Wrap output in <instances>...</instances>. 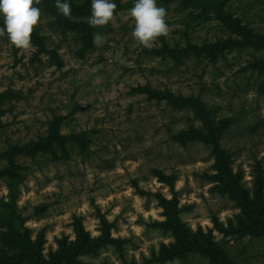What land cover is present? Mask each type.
Masks as SVG:
<instances>
[{"label":"rangeland","instance_id":"rangeland-1","mask_svg":"<svg viewBox=\"0 0 264 264\" xmlns=\"http://www.w3.org/2000/svg\"><path fill=\"white\" fill-rule=\"evenodd\" d=\"M113 2L122 4L114 19L92 32L106 37L102 47L92 43V34L55 28L53 18L43 11L33 31L42 38L41 45L32 40L35 51L21 52L6 36L0 37V93L20 92L0 105V224L7 214L29 228L32 239L42 231V253L47 255L56 248V238L75 237L74 216L97 235L99 211L113 223L112 236L127 240L126 263L112 245L81 259L149 264L143 258H149L152 249L173 242L168 232L150 225L164 219L155 195H174L182 207L180 218L193 231L211 228L225 259L264 264V232L224 234L212 221L217 218L223 228L237 225L240 209L227 195L210 190L212 183L203 174L214 172L211 147L201 141L181 145L170 138L200 127V118L191 108L176 109L149 93L168 90L194 96L215 121L232 117L234 124L220 145L231 153V168L241 170L242 183L252 194L257 165L264 177V48L243 43L241 34L211 12L184 6L180 0H156L167 11L170 31L152 49L168 45L189 53L180 60L155 55L131 37L129 10L134 0ZM225 7L253 34L264 35V0H229ZM212 43L215 49L208 46ZM55 117L61 119L57 131L62 142L52 141L50 148L34 154L23 147L8 157L11 146L49 136ZM154 169L173 176L172 187L154 175ZM38 207L43 210L36 215ZM163 264L211 261L189 253Z\"/></svg>","mask_w":264,"mask_h":264},{"label":"trees","instance_id":"trees-1","mask_svg":"<svg viewBox=\"0 0 264 264\" xmlns=\"http://www.w3.org/2000/svg\"><path fill=\"white\" fill-rule=\"evenodd\" d=\"M118 1V0H117ZM171 2L174 0H162ZM229 0H180L184 6L198 7L204 12H211L224 25L231 30L241 34L244 37L243 43L252 44L257 48H264V35L253 34L252 29L243 26L240 21L230 14L225 8ZM72 7V15L70 18L64 17L58 13L55 8V0H41L37 7L53 20L51 23L55 28L61 30H73L84 34L88 37L92 34L94 28L90 27L87 20L82 17L90 16L91 0H83L75 3L67 0ZM117 8L122 4L115 3ZM0 25H3V17L0 16ZM32 40L41 45V37L36 33L32 34ZM211 49H215L217 44H208ZM199 48V47H196ZM202 49V48H199ZM153 54L169 55L173 59L180 60L189 53L187 48H172L168 45L154 50ZM152 97L157 100H165L170 106L181 109L191 108L197 117L200 118L202 124L200 127H189L170 136V138L181 145L187 142L201 141L211 147V154L215 161L212 165L214 172L204 173V177L208 182L212 183L210 190L227 195L233 201V205L240 209L237 215L238 224L229 225L223 228L217 218H212L214 225L218 226V231L229 234L243 236L246 234H255L256 231L264 232V201L261 199L262 189L264 187V177L261 168L257 165L253 172V188L252 194L244 187L242 183L241 170L233 171L231 168V153L224 150L220 145V140L224 134L234 124L232 117H225L215 121L210 116V110L206 108L204 103L197 97L175 95L168 90H149ZM20 92L14 90H6L0 93V105L2 102L19 97ZM2 110L0 109V114ZM61 123L59 117H55L49 125V136L31 141L22 146L16 145L10 147L6 154L11 158L14 153L20 152V148L26 147L28 154H34L36 151L48 149L52 146V141L62 142L63 136L57 131ZM154 175H157L161 181H166L170 187L173 185V176L166 177L162 172L154 169ZM142 193V191L138 192ZM144 194V193H143ZM264 194V193H263ZM158 205L163 208V220H155L150 223L151 226L160 228L168 232L173 238V242L165 244L160 243L158 251L152 249L149 258H143L145 263L163 264L168 260L175 258H183L189 253H196L209 257L211 264H233L229 259L224 258L222 250L213 242L212 229L206 232L199 226L193 231L181 218L180 211L182 207L178 206L176 198L167 199L163 195H155ZM43 208L38 207L34 211L38 215ZM244 212L248 221L243 219ZM98 234L92 236L83 225L80 216H74L71 226L75 237L69 239L67 235L56 238V248L50 250L47 255L42 253L43 233L39 231L34 239L31 238L29 228H22L19 224L13 222L9 215H5L3 222L0 224V264H95L86 262L81 259L82 256L95 255L102 248L112 245L116 250L118 257L126 263L125 258V242L126 239L113 237L111 229L113 223L108 221L103 213L97 212ZM249 222V225H247ZM256 226V227H255ZM21 227V228H20ZM255 227V228H254ZM102 264H109L104 262Z\"/></svg>","mask_w":264,"mask_h":264},{"label":"clouds","instance_id":"clouds-1","mask_svg":"<svg viewBox=\"0 0 264 264\" xmlns=\"http://www.w3.org/2000/svg\"><path fill=\"white\" fill-rule=\"evenodd\" d=\"M40 2L41 0H0V16L3 17L0 37L6 36L9 43L21 52L35 51L32 33L42 15L41 8L36 6ZM54 6L64 17H71L72 7L67 0H55ZM116 7L113 0H91L88 25L92 28L107 26L114 19ZM166 15V9L158 6L156 0H134L129 10L134 24L131 37L144 48L152 49L158 38L166 37L170 31ZM92 43L102 47L106 43V37L94 32Z\"/></svg>","mask_w":264,"mask_h":264}]
</instances>
